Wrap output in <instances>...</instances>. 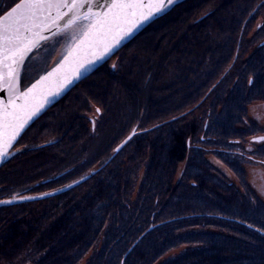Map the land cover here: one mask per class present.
<instances>
[{"label":"trees","instance_id":"trees-1","mask_svg":"<svg viewBox=\"0 0 264 264\" xmlns=\"http://www.w3.org/2000/svg\"><path fill=\"white\" fill-rule=\"evenodd\" d=\"M256 1L177 0L128 43L134 50L121 66L103 64L34 122L31 128L47 114L44 124L57 134L43 146L32 138L30 150L4 161L1 201L10 193L41 192L39 182L24 187L20 174L35 179L46 164L50 171L70 165L47 178L46 189L89 164L102 160V167L53 197L1 205L0 264H21L25 252L33 264H77L91 250L87 264H264V199L247 181L245 165L252 161L242 149L264 133L248 119L249 106L264 102V41L253 52L235 51L254 42L243 41L240 30ZM204 4L210 14L194 24L191 15ZM175 9H183L176 18ZM164 35L173 44L160 50L153 39ZM180 39L183 51L173 50ZM231 55L237 57L226 72ZM90 103L99 105L94 128L85 115ZM196 105L201 114L187 120L183 113L193 114ZM135 126L137 133L117 150ZM209 154L238 177L243 190ZM251 154L264 160V141Z\"/></svg>","mask_w":264,"mask_h":264},{"label":"snow or ice","instance_id":"snow-or-ice-1","mask_svg":"<svg viewBox=\"0 0 264 264\" xmlns=\"http://www.w3.org/2000/svg\"><path fill=\"white\" fill-rule=\"evenodd\" d=\"M176 2L13 0L0 8V163L45 105L74 87L96 61L110 59L144 22L165 14ZM61 41L67 42V54L46 71L47 57L39 61L36 57L41 49L50 55ZM22 73L34 80L23 90ZM261 141L264 137L257 138Z\"/></svg>","mask_w":264,"mask_h":264},{"label":"rangeland","instance_id":"rangeland-1","mask_svg":"<svg viewBox=\"0 0 264 264\" xmlns=\"http://www.w3.org/2000/svg\"><path fill=\"white\" fill-rule=\"evenodd\" d=\"M2 1H4V4H5V5L3 4L4 7L7 6L8 4H10L11 2H13V0H2ZM258 3H259V5H258ZM206 4H204L202 6H198V8L196 10V12H198V13H197L196 16L195 15H191V20L192 21H193V18L196 17L195 20H194V24H195V22H200L202 19L206 18L210 14L209 10H211L212 8L211 9L208 8L206 6ZM253 5H254V10L247 11V14H246V16L248 17L247 21L242 26L243 29L241 28L243 31L242 30H240V31H241V37H242L243 41L250 42L251 40L254 39V42L248 47L244 45L241 48H239V46H240L239 45L238 48L235 50L236 53L239 52L238 51L239 49H241L240 51H242V52H244L245 50L249 51V53L253 52L254 50H256L258 48V46L261 45L260 43H262L264 41V0H257L255 2V4L253 3ZM169 12H167V13H169ZM193 12H195V10H193ZM182 13H183V9H180V10L175 9V10L172 11V14H175V16H173L174 18L179 17ZM253 18H255V20L252 21ZM156 20L152 21L147 27H149L151 24H153ZM153 40H154L153 42L155 43V47L156 48H160V50H164L167 46H169L168 41H170L173 44V42H172L173 38H171V36H169V35H164L161 38L156 37ZM131 41H129V42H131ZM49 43H51V41H49ZM171 43H170V45H171ZM132 45L133 44H128V46H126V47L124 45L122 47L123 49L122 48H121L122 50L120 49L121 52H119L120 51L119 50L110 60H108L106 62L108 67H111L113 69V65H116L115 69H117L118 66H121L122 63L124 62V59H125V55L124 54L127 53V51L129 49H130V51L134 50ZM66 48H67V42L66 41H61L59 44L56 45L55 49L51 52L50 55L48 53H45L43 51V49H41L39 54L36 57V60L39 61L41 59V57H47V64L45 66V70L47 71L54 64H56L61 59V57L67 52ZM177 48H180V50L183 51V39L179 40V43H178L177 46L173 45L172 49L174 50V49H177ZM249 53L247 55H249ZM231 56H229V58ZM236 57H237V55H234V57L232 59L230 58L229 60H227L228 62L225 65V71L226 72L229 71L232 68L233 63H234V58H236ZM172 61L174 62L173 59H172ZM146 62H147V60H144L143 63L145 64ZM26 63H27V61H26ZM36 78H38V76ZM33 81L34 80L31 77L25 79L24 76H23V73H22L21 86H22L23 89H24V87L28 86ZM163 104H167V103L163 102L161 105L158 104L157 105L158 107H156V108L163 107ZM170 105H172V104L170 103ZM98 107H99V105H97L95 103H90L89 107L87 108L89 112H86V114H85L87 117L89 116V119L92 122V127L93 128L95 127V120H97L99 115H100ZM191 108H193V109H191V111H193V114L192 113L189 114L188 112H184L183 113V115L185 113L187 114L186 116H184L187 120H192V117L197 118L198 117L197 115L201 114V109H202L201 106L199 107V105H196L195 107L192 106ZM51 111H52V108H51ZM173 114H176L175 117H177L179 115V114H177V112H175ZM46 115H44L43 118L38 123H36L33 126V128H31V127H32V125L34 123L27 129L28 130L27 134L24 133L22 135V137L17 142V144L15 145L13 150H15L16 152H18L19 150H23V148L26 151L30 150V148L33 147V146H31L32 143L29 144V142H27V141L31 140L32 138H33L35 144L38 145V146L39 145L43 146V144L46 141H49V140L53 139V137L57 134V131H55V129H51L49 126L44 124L45 118H47ZM153 116H154V113H153ZM248 119L252 120V121H256V122L259 123L260 126L264 127V102L256 101V102H253L249 106ZM89 126H90V124H89ZM42 128L45 129L44 132H40V130ZM134 128L136 129V133H137L138 127L137 126L133 127V130H135ZM262 135H264V133L263 134H257L256 136L250 137L245 142V144H243L244 147L242 149L246 148V150H244L243 152H245L246 154H249L248 158L250 159V161H252V162H249V163H247L245 165V169H246V173H247V175H246L247 181L250 183L252 188L258 193V195L261 198L264 199V160H258L257 161V160H255L257 158L255 156H252V154H251V151L254 149V147L256 145V142H257L256 137H262ZM261 143H262V141H261ZM24 151H23V153H24ZM132 151H135V149H133ZM129 153H127V154H129ZM127 154H124L123 156L125 157ZM30 155H33V152ZM207 158L214 164V166L216 167L217 170H219L224 176H226L228 178L229 181H231L234 185L239 187V189L243 190L242 184H241L240 180L238 179V177L226 165H224L223 162L220 159H217L212 154L207 155ZM16 159H17V157H16ZM18 161L19 160H16L14 162L17 163ZM102 162L103 161L100 160V161L96 162L95 164L87 165L85 167V172H83L82 174H79L78 170L72 171L64 179H62V180L60 179V180L54 181V185L55 186L54 187H48V189H46L47 186L44 184L45 181L48 180L47 178L51 179V177H54L57 174V172H59L62 169H65V168L69 167L70 165H68L66 167L59 168L58 170L56 168V170H51L50 171V167H52V166L50 164H46V165H44L42 167L40 172H37V173H39V175L35 179H33V177H32V178H29L28 181H27V172L23 173V174H20V181H22V184L24 185V187H27V184H29V186H30L33 183L39 182L41 185L44 186L42 188L41 192L30 193V194L27 193V194H24V195H17V192H15V193H10L8 195H9V197H12L11 199H13V198H18V197L43 194L42 192H44V191H45L44 193H46V191L47 192L54 191L57 188L59 189V187L60 188L65 187V186H67V185H69V184H71V183L83 178V177H81V178L77 179L78 177L82 176L83 174L88 176V175L94 173V171H96L97 169H100V167H102L101 166ZM183 167H184V163L179 164L175 180H178L182 176ZM4 169L5 168H1L0 169V176L1 175H5V170ZM143 170H144V168H142L138 172L139 177H138V179H137V181H136V183L134 185L133 194H132V200H134L136 198V195L138 194V187H139V184L141 183V180H142ZM86 176H84V177H86ZM6 178H7V176H6ZM77 193L81 194V192H77ZM185 248H187V247L184 245V246H181V247H179L177 249L172 250L167 255H165L160 260V262H162V261H164V260H166L168 258L177 256L179 253L184 251ZM93 252L94 251L91 250L77 264H87V261L89 260V258L91 257ZM25 253L23 254V256L19 259V261L17 263H19L21 260H23L21 262V264H33L34 262L32 261V259L29 260L28 256ZM27 254H28V252H27Z\"/></svg>","mask_w":264,"mask_h":264},{"label":"water","instance_id":"water-1","mask_svg":"<svg viewBox=\"0 0 264 264\" xmlns=\"http://www.w3.org/2000/svg\"><path fill=\"white\" fill-rule=\"evenodd\" d=\"M175 5V4H174ZM173 5V6H174ZM173 6L167 10L165 12V14L167 12H169ZM164 15V14H163ZM163 15H157V17L155 19H152V20H149V21H146L144 22L143 26L135 32V34L130 38V39H126L124 41L121 42V46L119 47V49L117 51H115V54L124 46L126 45L129 41H131L133 38H135L138 34H140L152 21L156 20L157 18L163 16ZM67 52L64 54L66 55ZM114 54V55H115ZM63 55V56H64ZM112 55L111 58L114 56ZM63 56L61 57V59L63 58ZM110 58V59H111ZM60 59V60H61ZM110 59H105V60H98L96 61V63L94 65H91L90 66V71L83 77H81L80 80L78 81H75V86L81 82L83 79H85L86 77L90 76L94 71H96L100 66H102L103 64H105L108 60ZM60 60L54 64L51 68H49L47 71H51L53 68L56 67V65L60 62ZM27 61V60H26ZM34 82V81H33ZM32 82V83H33ZM31 84V83H30ZM30 84L28 86H30ZM74 86V87H75ZM74 87H71L70 90L66 89L63 93H61L58 97L55 98L54 102L53 103H50V104H47L45 105L44 109L41 110V113L39 115V117H34L31 121H29L28 125H26L25 129L20 133V135L17 137V140L16 142L13 143V146L11 149H8V153L9 155L5 157L4 161L11 158L13 155H15L17 152L15 150H13V148L15 147V145L17 144V142L20 140V138L22 137V135L27 131V129L35 122L37 121L47 110H49L53 105H55L58 101H60L63 97H65ZM21 90H23L21 88ZM136 133V129L133 130L117 147V150H120L122 149L131 139L132 137L135 135ZM263 137V136H262ZM258 137H256V140H257ZM4 161L2 163H0V167L3 165ZM87 179V177H83L75 182H79L78 184L77 183H71L65 187H62V188H59V189H56L54 191H49V192H46V193H43V194H39V195H30V196H24V197H18V198H13V199H6V200H2L0 201V206L1 205H14V204H20V203H25V202H33V201H38V200H43V199H46V198H49V197H53L55 195H58L62 192H65L67 190H70L74 187H76L77 185L81 184L82 182H84L85 180ZM70 186V187H69ZM7 201H11V203H7Z\"/></svg>","mask_w":264,"mask_h":264},{"label":"flooded vegetation","instance_id":"flooded-vegetation-1","mask_svg":"<svg viewBox=\"0 0 264 264\" xmlns=\"http://www.w3.org/2000/svg\"><path fill=\"white\" fill-rule=\"evenodd\" d=\"M21 88H22V86H21ZM23 89V88H22ZM264 137V136H263Z\"/></svg>","mask_w":264,"mask_h":264}]
</instances>
